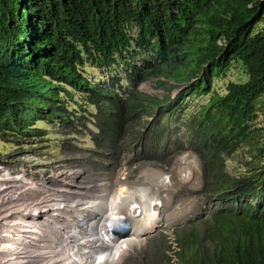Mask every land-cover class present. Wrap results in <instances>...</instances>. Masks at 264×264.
Segmentation results:
<instances>
[{
  "label": "trees",
  "instance_id": "1",
  "mask_svg": "<svg viewBox=\"0 0 264 264\" xmlns=\"http://www.w3.org/2000/svg\"><path fill=\"white\" fill-rule=\"evenodd\" d=\"M4 5L0 20H8ZM54 6L42 40L47 55L22 63L0 56V136L25 140L44 135L39 122L80 127L88 118L92 152L135 144L140 134L149 152L167 140L191 150L202 161L201 194L225 203L175 229V260L156 242L150 258L134 264H264V126L256 125L264 109V0ZM145 82L162 92L143 90ZM144 115L158 117L145 124Z\"/></svg>",
  "mask_w": 264,
  "mask_h": 264
},
{
  "label": "bare ground",
  "instance_id": "2",
  "mask_svg": "<svg viewBox=\"0 0 264 264\" xmlns=\"http://www.w3.org/2000/svg\"><path fill=\"white\" fill-rule=\"evenodd\" d=\"M197 161L195 157L192 161L182 157L167 171L145 166L134 179L113 183L112 189L69 206L64 205L52 178L62 183L71 180L66 182L71 190L63 192L70 196L84 193L80 198L85 199L92 189L90 182H85L83 168H64L60 179L57 175L32 176L28 191L24 188L26 179L12 180L8 182L11 185L5 184L8 180L0 181V186L11 194L5 199L6 194L0 191V264H13L20 259L32 264H59V257L71 264H105L104 258H98L102 249L110 255L107 264H116L126 245L156 230L171 190L192 176L190 163L198 165ZM155 203L160 204L161 211L153 212ZM31 226L34 229L28 228Z\"/></svg>",
  "mask_w": 264,
  "mask_h": 264
},
{
  "label": "rangeland",
  "instance_id": "3",
  "mask_svg": "<svg viewBox=\"0 0 264 264\" xmlns=\"http://www.w3.org/2000/svg\"><path fill=\"white\" fill-rule=\"evenodd\" d=\"M14 30L17 32L20 31L19 26H14ZM98 74L104 73L99 70ZM145 83L146 84L141 87L143 90L148 92H162L160 88L153 87L152 84H149L148 82ZM224 83V80L220 81L221 86H224ZM77 98H79V95H77ZM73 102L74 101L71 100V104H73ZM157 117L158 116H142L145 121H148L145 124H152ZM83 119L80 127L73 123L72 120L68 125L56 123L58 120L48 124L39 122L38 125L44 135L34 132L30 136H27L25 140L24 137H14L12 135L0 136V181L8 180L4 183L11 185L12 183L8 182L12 180L21 178L24 180L26 179L24 181V188L26 189L25 191H28L27 187L30 186L29 182L31 183L30 179L32 176L34 178H44L48 175H57L60 179L62 178L61 173L64 168H68L71 165L83 168V174L86 176L85 182H90L89 185L92 189L90 195L85 199L80 198L85 195L84 193H81L80 195L74 193L71 196L70 194H66L67 191L71 190V185L66 182L71 180L62 183L52 178L54 187L62 194L64 205L69 206V204H77L84 200L86 202L92 196L93 198L94 196H97L100 191H105V189H112L113 183L118 185L123 181L134 179L145 166H152L167 171L178 162V159L180 160L184 157L189 161H192L195 157L198 159V165L193 162L190 163V175L192 176H189L186 180L182 179L179 181L177 187H174L171 190L172 195L170 196L168 203L163 205V215L159 221L160 225L158 224L155 231L141 236L143 238L142 240L138 239L126 245V249L122 252L123 255L119 258L116 264H134L136 263L134 261L135 258H141L140 261L142 262L148 260L151 256V246L156 242L163 244L164 247L167 248L166 252H168L173 260H175L178 250L175 229L184 226L189 222L196 221L198 218H201L206 214H210L214 208L225 203H220V197L218 196L207 201L201 194L200 191H202L204 185V172L200 157L191 150H181L179 147H174L172 143L169 144L168 140L166 141L164 148L149 152L145 148L146 143L144 134H140L138 137L139 140L135 142V144L126 142V145H123L119 149L117 148L119 145L118 141L113 142L110 145L112 152L100 155V152H92L90 150L95 147V142L92 140L93 131L91 127L93 126L92 124H89L91 120H88V118ZM84 122H88V124ZM256 125L260 127L264 126V109L260 111ZM169 130L172 136H177V129L174 128V126H171ZM67 179H70V177ZM49 185L52 186V184ZM38 189L43 190V188ZM0 191L6 194L5 199L11 198L10 192L8 191L6 193V190L1 186ZM67 198L69 200H67ZM53 204H57V202ZM61 210H64V207H62ZM100 212L102 211L99 210L98 213ZM60 214L61 213L59 212L58 215ZM40 217L43 216L40 214ZM113 219L115 220V218ZM28 222L30 221H27L26 223ZM32 225L36 227L34 224ZM34 227L32 228L31 226L28 228L34 229ZM28 235L35 237L31 234ZM11 246H15V244H12ZM106 254V250L102 249L98 256V258H104L106 261L105 264L109 263L108 257H110L109 254ZM62 258L63 257L57 258L59 264H65V262L66 264H71L70 260L66 261ZM27 263L32 264L30 261L28 262L22 259L13 261V264ZM92 263L97 264V262H91L89 264ZM84 264L88 263L85 262Z\"/></svg>",
  "mask_w": 264,
  "mask_h": 264
},
{
  "label": "clouds",
  "instance_id": "4",
  "mask_svg": "<svg viewBox=\"0 0 264 264\" xmlns=\"http://www.w3.org/2000/svg\"><path fill=\"white\" fill-rule=\"evenodd\" d=\"M7 2L9 5H4L3 15L7 14L8 20H0L2 30L0 51L6 49L7 52H0V56L3 59L8 58V63H22L47 55L49 48L42 40L57 0H7ZM14 26H19L20 31H15Z\"/></svg>",
  "mask_w": 264,
  "mask_h": 264
},
{
  "label": "water",
  "instance_id": "5",
  "mask_svg": "<svg viewBox=\"0 0 264 264\" xmlns=\"http://www.w3.org/2000/svg\"><path fill=\"white\" fill-rule=\"evenodd\" d=\"M4 47V46H3ZM0 50H1V48H0ZM152 209H153V212H157V211H159L160 210V204L158 203V204H153V206H152ZM161 211V210H160ZM162 217V216H161ZM122 224V223H121ZM121 224H119V225H121ZM115 228H116V225H115Z\"/></svg>",
  "mask_w": 264,
  "mask_h": 264
}]
</instances>
